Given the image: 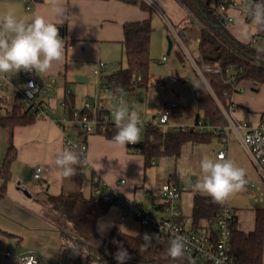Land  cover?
<instances>
[{
  "label": "crops",
  "instance_id": "1",
  "mask_svg": "<svg viewBox=\"0 0 264 264\" xmlns=\"http://www.w3.org/2000/svg\"><path fill=\"white\" fill-rule=\"evenodd\" d=\"M150 1L153 4L151 11L119 0H57L56 6L65 10L64 15L59 16L48 0H0V16L12 13L29 21L35 15L44 16L64 29L59 33L65 44L62 62L54 63L47 73L34 72V79L40 84L55 80L46 98L53 108L50 119L33 116L30 123L15 127H4L0 123V166L10 149L15 152L10 181L4 192L0 191V264H20L19 256L28 252L38 254L44 264H98L88 263L84 254L79 261L74 259L76 253L69 238L71 225L44 203L47 195L81 192L87 198L96 196L93 192L95 176L125 198L154 207L159 215L165 213L163 185L173 182L185 187L180 203L181 218L185 228L191 230L194 195L204 194L194 188L201 175L200 161L205 156L219 159L217 155L223 151L225 159L232 160L246 171L245 189L227 200L236 215L237 228L243 233L255 231L258 212L264 211V175L243 143L245 130L238 133L227 129V126L207 125L203 133L212 132L210 140L187 142L177 159L161 156L150 166L146 165L142 154L131 152L127 145L116 146L105 135L94 134L87 140V166H74L76 172L70 177L62 176L55 167L57 153L68 148L63 128L55 123L65 113L62 104L66 100L70 99L72 108H82L87 101L98 103L113 122V112L120 103V97L131 110L137 111V104L131 105V99L127 101L125 97L134 96L138 89L115 98L111 91L104 90L101 83V77L127 67L124 47V25L127 22L151 20L150 52L159 50L162 55L159 63L166 64L167 68L162 74L152 75L153 85L148 89L147 98L140 99L144 114L152 116L151 122L157 123L160 112L169 108L170 122L166 131L194 125L203 81L198 25L177 0H159L161 7L154 0ZM177 3L181 6L179 14ZM230 13L236 17V24L228 25L233 36L264 51V27L254 25L239 11ZM165 29L177 38L167 54ZM253 39L256 43H252ZM97 62L108 65L101 76L93 74ZM3 75L8 83L0 88V118L11 115L19 102L18 92L26 85L21 71ZM78 78L81 80L78 81ZM166 87L170 89L166 90ZM223 112L227 122L236 125L246 123L258 126L264 123V85L255 91L251 84H242L233 95L229 108L223 109ZM215 130L219 133L215 134ZM37 167L44 169L40 182L35 179ZM184 167H191L192 174L182 175ZM3 183L0 178V190ZM122 216L121 207L112 204L97 222V232L105 238L117 227L131 236L150 233L151 229L137 219H123ZM8 252L13 256L5 257ZM73 253L75 257H72Z\"/></svg>",
  "mask_w": 264,
  "mask_h": 264
},
{
  "label": "trees",
  "instance_id": "2",
  "mask_svg": "<svg viewBox=\"0 0 264 264\" xmlns=\"http://www.w3.org/2000/svg\"><path fill=\"white\" fill-rule=\"evenodd\" d=\"M127 4L139 5L150 10L145 0H119ZM264 2V0H261ZM200 23L198 34L201 38L200 54L203 64L214 67L220 66L221 71L214 73L201 67L203 81L200 84L197 99L198 113L195 124L184 130L164 131L156 123L144 132V138L135 144H127L133 153L142 154L147 166L161 156L177 159L181 149L187 142H205L213 136L212 132L200 133L195 125L203 120L206 125L225 127L228 125L223 109L227 110L232 97L244 83L252 85L258 90L264 85V51L256 49L250 43L239 41L230 32L228 25L222 23L224 14L218 11L219 0H177ZM213 5V6H212ZM62 27L59 31H63ZM153 27L151 20L127 22L124 25V47L127 67L101 77L103 87L109 88L115 98L126 93H133L137 89H149L153 85L150 75L151 65V36ZM140 75V80H138ZM68 110H71L70 99L66 100ZM29 111L19 102L12 109L11 115L0 118L4 127H15L31 122ZM101 110L100 115L106 116ZM108 131L102 134L112 139L117 128L114 122ZM15 152L10 149L0 166V178L4 180L1 192L6 189L11 178V164ZM44 203L62 220L71 225L69 238L74 258L80 260L86 256L87 262L98 264H117L114 253L117 245L113 240L122 242L132 256L125 264H208L201 259L186 256L173 260L166 256L169 239L164 234L150 230L148 234H159L160 241H153L145 250H140L143 243L142 234L128 235L120 228H115L109 237L101 236L96 229L99 219L106 214L112 203L105 202L102 196L85 197L81 192L63 193L59 196L47 195ZM222 206L214 203L206 194H195L193 198V214L190 231L203 233L214 244L218 237L217 221ZM182 223V218L179 219ZM183 224V223H182ZM232 256L236 264H263L264 245V211L257 215L256 229L251 233H243L237 228L236 215L231 222Z\"/></svg>",
  "mask_w": 264,
  "mask_h": 264
},
{
  "label": "built area",
  "instance_id": "3",
  "mask_svg": "<svg viewBox=\"0 0 264 264\" xmlns=\"http://www.w3.org/2000/svg\"><path fill=\"white\" fill-rule=\"evenodd\" d=\"M25 1L27 2L28 0ZM145 1L153 7L150 0ZM256 4L264 5V2L261 0H242L241 3H238L235 0H219L218 11L224 14L227 25H235L236 17L231 15L230 12L239 11L245 19L252 20L249 8L254 7ZM26 7L29 8V5L26 4ZM252 43H256V40L253 39ZM164 60H166V57ZM202 67L214 73H219L221 71L218 65L210 67L202 63ZM107 69L108 65L106 63L97 62L94 66L93 74L101 76L102 72ZM21 74L26 78L25 88L18 92L21 103L37 119H50L53 108L49 102H47L46 98L52 91L55 80L50 79L45 81L44 84H40L34 79V71L25 72L21 70ZM140 78V75H138V80H140ZM7 83L5 76L0 74V88ZM104 90L106 92L110 91L107 87H104ZM121 100L124 101V98L120 97V101ZM62 107L65 113L60 118L56 119L55 123L63 128V137L66 146L80 155L83 162L81 166H87L88 138L94 134L106 133L108 128H110L109 125L113 121L106 116L102 117L100 115L102 108L95 102L87 101L82 108L73 107L71 110H68V105L64 102ZM139 120L141 134L146 131L150 123L144 122L141 119ZM169 122L170 110L169 108H165L160 112L156 124L166 131ZM206 126L203 120H200L195 125L200 133L204 132ZM185 128L184 126H179L176 127L175 130H184ZM227 129H233V131L238 133L240 130H245L243 143L264 175V123L258 126H251L246 123L236 125L228 121ZM214 133L218 134L219 131L215 130ZM217 156L218 158L225 157V152H220ZM152 164H154V161ZM43 172V167H37L35 169V179L37 181H41ZM185 191V187H181L173 182L164 184L162 187V198L163 211L165 213L164 215H159L154 207H147L141 202L127 199L119 191L108 188L98 176L93 178L94 194L96 196H102L105 202L120 206L123 211V219L128 217L137 219L143 226L158 231L169 239L174 238L175 235L184 237L187 241L185 249L186 256L201 259L208 264H236L232 256L231 242V222L235 213L228 204V201L221 204L222 209L217 221L218 237L216 242L212 244L205 235L187 230L179 221L182 217L180 205L181 196ZM4 255L5 257L13 256L9 252ZM32 257H35L37 264H44L41 257L34 252L20 255L19 259H22L24 264H27V261Z\"/></svg>",
  "mask_w": 264,
  "mask_h": 264
},
{
  "label": "clouds",
  "instance_id": "4",
  "mask_svg": "<svg viewBox=\"0 0 264 264\" xmlns=\"http://www.w3.org/2000/svg\"><path fill=\"white\" fill-rule=\"evenodd\" d=\"M48 2L54 6L53 11L57 15H64L65 10L56 6L57 0ZM249 11L253 23L264 27V5L256 4L250 7ZM62 23L63 20L60 24ZM64 52L65 44L60 37L59 27L44 16L35 15L30 21L18 18L12 13L0 16V74H17L21 70L47 73L54 63L63 61ZM113 119L117 128L116 134L112 137L113 144L116 146L135 144L140 135V120L137 113L121 100L113 112ZM82 163L80 155L71 148L62 149L54 160L57 171L64 177L74 175L76 172L74 166ZM200 172L194 188L211 197L214 203H225L233 195L242 192L247 184L245 169L224 157L213 159L205 156L200 161ZM181 174L185 176L192 174L191 167L182 168ZM101 234L103 235V229ZM154 240L162 242L159 234H143L140 250H145ZM113 243L117 245V251L114 253L117 264H125L132 259L122 242L113 240ZM186 243L184 237L175 235L169 241L166 256L173 260L184 258ZM20 264H24L22 259ZM27 264H37L35 257L30 258Z\"/></svg>",
  "mask_w": 264,
  "mask_h": 264
},
{
  "label": "rangeland",
  "instance_id": "5",
  "mask_svg": "<svg viewBox=\"0 0 264 264\" xmlns=\"http://www.w3.org/2000/svg\"><path fill=\"white\" fill-rule=\"evenodd\" d=\"M235 1H237L238 3H241L242 0H235ZM154 2L157 3L161 7V3H160L159 0H154ZM179 11H181V6L177 3V14H179L178 13ZM192 18L196 22V24L198 25V28H199L200 27V23L198 21H196V19L193 16H192ZM165 31L167 32V34L165 35V39L168 42V48L166 50V54H167V52L169 50V39L173 42L177 38H176V35L173 32L169 31V33H168V31L166 29H165ZM158 34H159V32H157L156 37L158 36ZM164 34H165V32H164ZM161 56L162 55L159 53V50L156 51V52H152L151 57H152L153 61H152L151 65H150V75H153L154 73L155 74H162L163 72H165V69L167 70L166 64L159 63V59L161 58ZM150 88H151V86H150ZM169 89H170L169 87H166V90H169ZM177 91H178V85H177ZM148 92H149V90H147V89H138L134 96L126 95V97H125V98H127L126 99L127 101H128V99H131V101H130L131 105H136L137 104L136 113H137L139 119H141L142 121L147 122V123L151 122L152 116L144 114L143 110L141 109V106L143 105V103L140 102V99H145L146 100ZM143 138H144V134L139 135V139L138 140H141ZM81 262L84 263L83 260H81Z\"/></svg>",
  "mask_w": 264,
  "mask_h": 264
},
{
  "label": "water",
  "instance_id": "6",
  "mask_svg": "<svg viewBox=\"0 0 264 264\" xmlns=\"http://www.w3.org/2000/svg\"><path fill=\"white\" fill-rule=\"evenodd\" d=\"M222 23H223L224 25H226V21H225V19H222ZM171 47H172V41L169 39V51H168V53H170V51H171ZM77 80L80 81L81 78H78ZM25 193H27V191H25ZM72 257H75V254H74V253L72 254Z\"/></svg>",
  "mask_w": 264,
  "mask_h": 264
}]
</instances>
